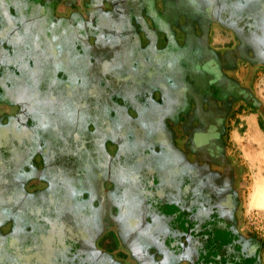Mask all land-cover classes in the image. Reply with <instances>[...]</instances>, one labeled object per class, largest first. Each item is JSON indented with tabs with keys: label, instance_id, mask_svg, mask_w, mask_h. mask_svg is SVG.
<instances>
[{
	"label": "rangeland",
	"instance_id": "obj_1",
	"mask_svg": "<svg viewBox=\"0 0 264 264\" xmlns=\"http://www.w3.org/2000/svg\"><path fill=\"white\" fill-rule=\"evenodd\" d=\"M217 2L220 18L240 35L264 37L259 16L256 27L248 26L247 4ZM94 12L106 14L95 21ZM29 15L14 35L21 39L15 55L0 48V59H10L0 75V264H137L136 258L152 264L161 247L179 246L187 216L175 201L184 196L182 178L171 167L163 120L165 73L174 65L137 51L135 28L119 15L93 10L92 21L62 27L38 8ZM7 19L0 35L14 26ZM230 41L228 30L211 28L212 46ZM246 74L241 65L239 78ZM254 77L264 103L260 68ZM19 111L24 119L30 112L33 122L11 121ZM225 129L238 172L241 229L264 237V131L256 113L240 111ZM213 238L211 254L228 236ZM195 242L196 236L186 245L193 254Z\"/></svg>",
	"mask_w": 264,
	"mask_h": 264
},
{
	"label": "flooded vegetation",
	"instance_id": "obj_2",
	"mask_svg": "<svg viewBox=\"0 0 264 264\" xmlns=\"http://www.w3.org/2000/svg\"><path fill=\"white\" fill-rule=\"evenodd\" d=\"M120 1L124 5L122 10L115 0H0V23L8 18L14 25L0 35L1 52L6 57L15 55L16 42L21 39L18 41L14 35L24 23L18 24L23 18L33 19L29 13L37 8L61 27L69 26L73 20L92 21L93 10L127 19L135 28L136 36H132L137 39L134 44L140 47L137 51L144 50L151 59L164 62L168 58L171 62L166 63L174 65L165 73L170 93L163 120L170 132L171 167L182 178L184 196L175 201L187 216L183 218L185 231L182 229L180 238H176L179 246L161 247L153 255L152 264H264V237L241 229L237 166L226 152L225 138L227 120L236 111L256 113L264 131V103L253 88L257 68L264 73V37L240 35L231 21L220 18L217 0ZM234 1L241 8L247 4L243 8L251 11L247 15L248 26L256 27L260 20L258 26L264 31V0ZM251 3H255L252 9L248 6ZM258 6L262 9H255ZM58 7L63 9L57 12ZM94 13L95 21L106 14ZM214 25L230 32L231 41L226 48L211 45L210 31ZM23 41L19 47H23ZM146 46H150L149 50ZM9 65V58L0 59V75L2 68L8 70ZM241 65L247 70L244 78L238 75ZM28 116L24 119V112L19 111L11 121L33 122L30 112ZM172 229L180 230L175 226ZM218 235L228 239L211 254V242ZM194 236L197 242L193 254L186 245H191ZM142 259L136 258L137 264H146Z\"/></svg>",
	"mask_w": 264,
	"mask_h": 264
},
{
	"label": "bare ground",
	"instance_id": "obj_3",
	"mask_svg": "<svg viewBox=\"0 0 264 264\" xmlns=\"http://www.w3.org/2000/svg\"><path fill=\"white\" fill-rule=\"evenodd\" d=\"M249 124H250V126L252 128L253 122L251 120L249 121Z\"/></svg>",
	"mask_w": 264,
	"mask_h": 264
},
{
	"label": "trees",
	"instance_id": "obj_4",
	"mask_svg": "<svg viewBox=\"0 0 264 264\" xmlns=\"http://www.w3.org/2000/svg\"><path fill=\"white\" fill-rule=\"evenodd\" d=\"M8 82H9V81H8ZM19 107H20V106H19ZM114 242H115V244L117 243V242H116V240H114ZM110 244H111V243H110ZM116 245H117V244H116ZM109 249L111 250V246H110V248H109Z\"/></svg>",
	"mask_w": 264,
	"mask_h": 264
}]
</instances>
